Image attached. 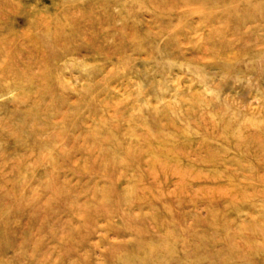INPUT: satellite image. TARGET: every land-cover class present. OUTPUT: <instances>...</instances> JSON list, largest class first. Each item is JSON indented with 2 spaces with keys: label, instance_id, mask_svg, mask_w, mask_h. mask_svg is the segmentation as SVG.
<instances>
[{
  "label": "rangeland",
  "instance_id": "374dc122",
  "mask_svg": "<svg viewBox=\"0 0 264 264\" xmlns=\"http://www.w3.org/2000/svg\"><path fill=\"white\" fill-rule=\"evenodd\" d=\"M0 264H264V0H0Z\"/></svg>",
  "mask_w": 264,
  "mask_h": 264
}]
</instances>
